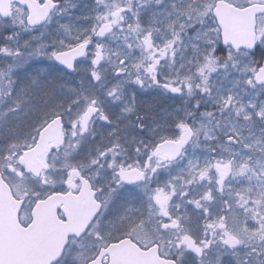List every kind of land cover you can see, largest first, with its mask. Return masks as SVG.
Segmentation results:
<instances>
[{"label":"snow or ice","instance_id":"snow-or-ice-1","mask_svg":"<svg viewBox=\"0 0 264 264\" xmlns=\"http://www.w3.org/2000/svg\"><path fill=\"white\" fill-rule=\"evenodd\" d=\"M0 212V264H264V0H0Z\"/></svg>","mask_w":264,"mask_h":264},{"label":"water","instance_id":"water-1","mask_svg":"<svg viewBox=\"0 0 264 264\" xmlns=\"http://www.w3.org/2000/svg\"><path fill=\"white\" fill-rule=\"evenodd\" d=\"M44 211L46 212L47 209L45 208ZM2 224H3V213L0 212V226H2ZM46 238H47V236H46V234H45V235L42 237L41 243H43L44 240H46Z\"/></svg>","mask_w":264,"mask_h":264}]
</instances>
